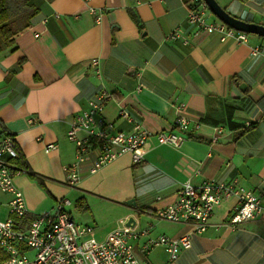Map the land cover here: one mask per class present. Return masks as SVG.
Segmentation results:
<instances>
[{
    "label": "crops",
    "instance_id": "1",
    "mask_svg": "<svg viewBox=\"0 0 264 264\" xmlns=\"http://www.w3.org/2000/svg\"><path fill=\"white\" fill-rule=\"evenodd\" d=\"M217 1L234 17L264 25V0ZM30 3L31 8L26 6L24 15L14 19L18 32L0 52V119L14 135L20 164L28 170L15 184L31 213L51 210L65 198L59 196L56 183L69 185L64 166L77 158L67 136L71 121L102 89L113 95L104 116L119 131L133 129L120 118L121 109L155 133L176 131L180 115L190 119L191 127L200 123V128L186 133L178 149L151 137L140 164L125 155L91 174L96 158L91 155L82 165L78 186L98 175L114 182L120 197L112 224L95 227L99 237L116 227H134L128 225L131 218L134 228L150 229L152 236L179 238L191 233L188 224L156 216L186 181L199 186L207 180L236 178L259 194L264 206V37L249 34L244 43L223 42L217 32L196 34L184 0ZM175 30L181 37L168 39ZM218 126L224 134L212 143ZM52 143L57 149L46 152ZM48 194L52 204L31 202ZM235 203L232 198L218 205L208 229L192 235L191 246L174 262L161 247L143 257L145 237L134 242L135 251L149 264H264V214L232 230L225 224Z\"/></svg>",
    "mask_w": 264,
    "mask_h": 264
},
{
    "label": "built area",
    "instance_id": "2",
    "mask_svg": "<svg viewBox=\"0 0 264 264\" xmlns=\"http://www.w3.org/2000/svg\"><path fill=\"white\" fill-rule=\"evenodd\" d=\"M189 5L188 22L196 27V34L219 33L221 41L233 39L249 42V34L238 31L214 16L204 0H184ZM96 13L95 8L90 9ZM58 16V15H57ZM96 23L101 22L98 14ZM38 36V35H36ZM181 37L178 30L172 31L168 39ZM258 54V50H254ZM93 60V64H97ZM142 87L139 85L138 89ZM112 94L102 89L90 100L87 108L77 113L70 124L67 136L76 146V161L64 166L69 186L75 188L81 181L82 165L96 158L89 167L94 174L119 158L130 155L134 164L144 161V148L151 137L160 145L178 149L186 140L185 134L192 128L198 130L200 123H192L180 115L176 120V131L152 132L143 124L135 122L125 109L120 110V118L133 124L129 132L119 131L114 122L104 116L105 106ZM252 123H246L251 128ZM224 134L222 126L215 127L211 142L218 143ZM0 250L7 259L0 264H149L138 256L134 242L145 237L140 252L148 256L157 248H163L169 261L174 262L182 249L191 246V236L204 233L218 205L235 199L229 221L225 224L232 230L264 214L261 196L246 188L238 179L232 182L207 180L196 186L190 181L181 184L170 204L158 209V219L191 226V233L179 238L166 235L152 236L150 229L138 230L134 227H116L106 236L99 237L95 227L76 224L68 210L71 201L62 198L52 210L33 214L29 211L24 194L17 188L15 179L28 173L20 164V155L14 135L0 119ZM57 145L48 144L46 152L56 150ZM160 199V198H159ZM2 207L7 214L1 218ZM223 226V225H219Z\"/></svg>",
    "mask_w": 264,
    "mask_h": 264
},
{
    "label": "rangeland",
    "instance_id": "3",
    "mask_svg": "<svg viewBox=\"0 0 264 264\" xmlns=\"http://www.w3.org/2000/svg\"><path fill=\"white\" fill-rule=\"evenodd\" d=\"M102 172L104 175L106 174L104 170ZM56 185L59 186V189H57L59 196L71 201V206L68 209L76 224L91 225L97 227V229L107 228L119 214L120 208L117 201L120 197L117 193L118 188L115 187L114 182H108L104 177L93 176V178L75 188L70 187L67 183H56ZM6 196L0 194V198ZM52 201L53 198L51 199L49 194L48 196L39 195L31 199V202L43 204L44 206L52 204ZM6 214L7 207H2L1 218L4 219Z\"/></svg>",
    "mask_w": 264,
    "mask_h": 264
},
{
    "label": "trees",
    "instance_id": "4",
    "mask_svg": "<svg viewBox=\"0 0 264 264\" xmlns=\"http://www.w3.org/2000/svg\"><path fill=\"white\" fill-rule=\"evenodd\" d=\"M31 8L30 0H0V52L4 46H9L13 36L18 32L14 19L24 15V9ZM31 13L29 18L33 16ZM25 27V26H24ZM38 181L42 182L41 178ZM7 255L0 250V261L6 260Z\"/></svg>",
    "mask_w": 264,
    "mask_h": 264
},
{
    "label": "water",
    "instance_id": "5",
    "mask_svg": "<svg viewBox=\"0 0 264 264\" xmlns=\"http://www.w3.org/2000/svg\"><path fill=\"white\" fill-rule=\"evenodd\" d=\"M210 11L219 18L222 22L226 23L230 27L245 32L248 34L258 35L264 37V25L247 22L231 15L226 9H224L217 0H204ZM128 205L135 206L134 201H128ZM128 225L135 226L136 222L133 218L129 219Z\"/></svg>",
    "mask_w": 264,
    "mask_h": 264
}]
</instances>
